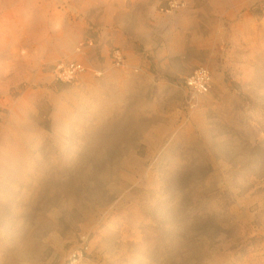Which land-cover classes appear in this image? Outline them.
<instances>
[{"label": "rangeland", "instance_id": "1", "mask_svg": "<svg viewBox=\"0 0 264 264\" xmlns=\"http://www.w3.org/2000/svg\"><path fill=\"white\" fill-rule=\"evenodd\" d=\"M0 264H264V0H0Z\"/></svg>", "mask_w": 264, "mask_h": 264}, {"label": "built area", "instance_id": "2", "mask_svg": "<svg viewBox=\"0 0 264 264\" xmlns=\"http://www.w3.org/2000/svg\"><path fill=\"white\" fill-rule=\"evenodd\" d=\"M119 54V53H118ZM85 68L80 63H70L58 67L59 77L63 80H70L74 76L84 73ZM186 86L195 94H207L212 86V73L205 66L197 67L186 79ZM86 249H76L70 254V259L77 262L83 259Z\"/></svg>", "mask_w": 264, "mask_h": 264}, {"label": "bare ground", "instance_id": "3", "mask_svg": "<svg viewBox=\"0 0 264 264\" xmlns=\"http://www.w3.org/2000/svg\"><path fill=\"white\" fill-rule=\"evenodd\" d=\"M73 133L75 134V135H73V136H71V144L73 145V146H75L76 145V143H80V141H79V139H81V141L83 142V144H85L86 143V138H84V135H82L81 133H79V131H73ZM142 133V131H139V134H141ZM7 139H8V137L6 136L5 137V142H8L7 141ZM15 140V139H14ZM15 141H18V140H15ZM18 142H20V141H18ZM125 146L128 148V149H132V147L134 146V137H133V135H131V137H129L128 139H127V141L125 142ZM72 252V251H71ZM82 260V259H81ZM81 260H79V261H81ZM78 262V261H77Z\"/></svg>", "mask_w": 264, "mask_h": 264}]
</instances>
